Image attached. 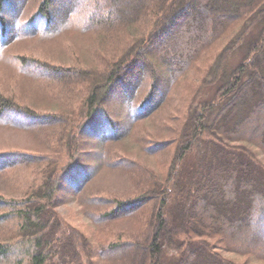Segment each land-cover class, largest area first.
<instances>
[{
    "label": "trees",
    "instance_id": "1",
    "mask_svg": "<svg viewBox=\"0 0 264 264\" xmlns=\"http://www.w3.org/2000/svg\"><path fill=\"white\" fill-rule=\"evenodd\" d=\"M55 1L25 25L55 31L84 6L85 17L51 44H20L34 73L18 96L0 88L12 120L25 119L13 112L26 86L69 97L33 98L60 110L28 122L53 142L16 160L49 172L26 196H0V264H264V0ZM61 172L78 177L67 196L98 244L60 214Z\"/></svg>",
    "mask_w": 264,
    "mask_h": 264
},
{
    "label": "rangeland",
    "instance_id": "2",
    "mask_svg": "<svg viewBox=\"0 0 264 264\" xmlns=\"http://www.w3.org/2000/svg\"><path fill=\"white\" fill-rule=\"evenodd\" d=\"M41 0H4L3 8L0 12V21L5 24V29H1L0 27V88L9 95H14L20 91H24L20 88L22 80H25L28 74L34 73V66H32L34 57L28 56L24 51L20 50V44H24L26 46L33 44H40L41 46H46L52 43L54 36H49L52 30L42 31V27H39L38 21L33 24L31 27L25 25L35 14L37 9V5ZM128 1L130 3H128ZM127 5H136L139 0H128ZM76 3L78 0H56L54 3L55 8L61 7L65 8L66 5H71V3ZM132 2V3H131ZM62 3V4H61ZM65 4V5H64ZM85 7V6H84ZM84 7H77L76 9H80L79 14L70 13L67 20L59 24L56 27L55 31H52V34L58 35V31L65 27H70L75 23L78 18H84L85 12ZM98 10L96 12L102 11L100 6H95ZM63 11V10H61ZM60 9L55 12L54 9L49 10V14L52 16H57V14L61 13ZM31 28V29H29ZM2 32V33H1ZM235 32V31H234ZM47 33V34H45ZM234 34V33H233ZM232 34V35H233ZM252 35V32L250 33ZM235 36V35H234ZM233 37V36H232ZM71 44V40H64L57 49L53 48L54 52L62 51L61 49L66 51V49ZM87 44H93L91 40ZM96 44V41H95ZM86 47V44L84 45ZM86 53H84L85 57ZM38 59H46L40 53L36 56ZM184 84L178 87L177 92L180 94ZM33 89L30 86H26L24 95L21 97H16L15 102L18 104V110L13 112L15 115L25 116V119L20 120H12L10 116L2 115L0 116V196L5 197H23L26 196V191L36 186L40 181L45 177V175L49 172V167L46 162L42 163H29L28 165L25 163V159L20 161L16 160L18 156H30L33 155L34 152H38L40 142H45L47 146H49L53 142V138L51 137V133L48 129H46V134L42 135L37 129L30 124H28L31 118H37V116H50V114H56L60 112L58 108H50L45 107L44 105H38L36 103V99L33 98H41L40 96L46 97V100L56 102L59 108L67 106L69 97L66 95L64 97L56 98L54 94H47L46 92H41L40 90L37 92L40 96H35L33 93ZM174 96L175 98L178 96ZM42 97V98H43ZM175 100V99H174ZM178 106L180 104L184 105V101L182 100V96H180L177 101ZM22 107L26 108V110L32 112L31 115L22 112ZM21 110V111H20ZM67 110V109H66ZM12 120V121H11ZM145 125V124H144ZM59 126H54V133L56 134L57 128ZM99 132V131H98ZM44 139V140H43ZM81 139L83 143L87 141V137L81 135ZM95 145L94 147H96ZM104 148V143H103ZM40 150V149H39ZM96 154H100L101 151H94ZM15 158V159H14ZM81 158V157H80ZM14 159V160H13ZM82 159V158H81ZM11 160L12 163L6 165ZM93 163H80L81 168H86L91 166ZM66 172V171H65ZM61 172V181L60 185L57 186L56 190L60 197L63 199L65 205L59 207V212L62 214L69 223H71L74 227L79 228L81 232H83L86 236H88L93 242L98 244V241L101 239L98 236V231L96 225H93V222L90 216L85 212L86 207L79 205L80 203L77 200H74L67 196L68 192H70V187H67L68 184H76L78 182V177H73L70 172ZM65 174H69L70 178L66 180L63 179ZM118 175H115L112 182V188L114 190H118L122 188L124 185L119 180ZM61 186V188H60ZM64 188V190L62 189ZM28 190V192H29ZM91 191L96 192L92 187ZM80 201V200H79ZM15 222L10 221V225H14ZM6 232H12L6 231ZM13 234V233H12ZM9 234H7L8 236ZM109 239H111L109 237ZM97 256V255H95Z\"/></svg>",
    "mask_w": 264,
    "mask_h": 264
}]
</instances>
